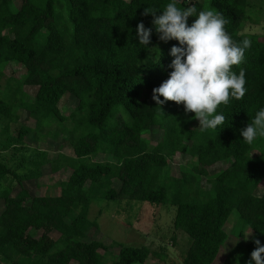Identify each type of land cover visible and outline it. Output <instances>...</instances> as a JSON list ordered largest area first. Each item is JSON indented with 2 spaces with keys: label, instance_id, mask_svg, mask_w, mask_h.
Here are the masks:
<instances>
[{
  "label": "trees",
  "instance_id": "trees-1",
  "mask_svg": "<svg viewBox=\"0 0 264 264\" xmlns=\"http://www.w3.org/2000/svg\"><path fill=\"white\" fill-rule=\"evenodd\" d=\"M170 0H0V80L9 63H19L26 74L7 88H0V150H21L26 136L53 124L62 126L72 156L58 153L49 159L45 150L20 161L13 169L0 159V261L6 264H146L147 246L118 247L111 261L110 246L87 240L97 222L89 219L92 203L139 201L176 208L173 224L190 240L180 264H246L255 245L264 244V191L256 193L264 180V140L246 144L240 130L264 108V41L239 34L246 22L248 0H176L177 6L195 5L213 9L229 23L233 40H252L245 62L234 66L246 70V95L232 99L218 112L226 116L221 130L202 133L193 127L198 120L185 113L183 105L167 101L160 110L151 99L152 90L168 78L171 40L162 42L153 29L160 63L141 65L148 52L136 39V25L152 26L145 9H161ZM195 17L188 18V24ZM151 47V46H150ZM159 52L157 50V56ZM25 86L36 88L34 96ZM144 92L149 96L144 97ZM71 95L76 105L65 116L59 102ZM163 99V97H160ZM26 110L36 126H22L14 136L11 124ZM162 132L150 146L152 129ZM57 136V133L54 134ZM19 146V147H17ZM258 150L253 156L252 151ZM102 153L111 159L93 161ZM189 155L180 175L171 173L169 159ZM216 163L228 167L216 173ZM45 166L52 173L69 168L58 195H31L25 182L41 178ZM22 168V171H19ZM11 184L4 185L8 179ZM118 180L119 188L113 186ZM203 180L208 188L203 186ZM18 190L14 192V189ZM236 211L240 230L249 227L253 236L246 245L237 242L220 256L228 239L225 226ZM31 230H42L40 237ZM57 233L56 239L50 235Z\"/></svg>",
  "mask_w": 264,
  "mask_h": 264
},
{
  "label": "rangeland",
  "instance_id": "rangeland-1",
  "mask_svg": "<svg viewBox=\"0 0 264 264\" xmlns=\"http://www.w3.org/2000/svg\"><path fill=\"white\" fill-rule=\"evenodd\" d=\"M181 1V0H178ZM190 1V0H189ZM208 5L209 0H199ZM259 7L264 8V0H251ZM15 7L18 8L19 0H15ZM253 9L248 10V20L251 24L243 22L239 28V34L246 36H256L264 41V12L257 16L253 13ZM255 18V19H254ZM252 19V21L250 20ZM249 23V24H248ZM157 47V43L152 45ZM153 55L157 56V50L146 53L141 60V65H149L153 63ZM26 72L19 63H9L1 73L0 88L3 90L14 80H22ZM24 91L30 96H34L36 88L25 86ZM144 97L149 96L144 92ZM75 99L67 94L59 102L60 111L67 116L75 107ZM19 119L16 123L11 124V134L14 136L18 133L22 126L34 128L36 126L35 119L23 109L18 111ZM69 126V123L63 125L53 124L50 127L43 128L38 134L36 131L30 132L24 141V147L21 150L10 148L8 150H0V159L13 169L20 161H26L38 150L48 152V158H55L58 153H63L72 156V148L62 126ZM198 128V122L193 126ZM63 128V127H62ZM57 133V136L54 134ZM162 132L157 128L152 129L146 137L150 140V146L156 144L161 138ZM19 147V146H17ZM258 154V150H253L252 155ZM109 156L102 153L96 154L92 158L93 161L103 162L110 160ZM190 160L189 155L177 154L169 159L171 173L174 176L180 175V167L185 166ZM228 167L227 163H216L212 165L209 173H216ZM23 169L20 168L19 171ZM71 170L64 168L58 173H52L49 166H45L42 171V176L38 180L25 182L24 186L29 190L31 195H58L60 193V183L68 179ZM9 178L4 182V185L11 184ZM203 186L208 188V184L203 180ZM119 181L114 179L113 186L119 188ZM18 187L14 189V192ZM264 191V180L259 184L256 193L261 195ZM3 210V200L0 199V213ZM176 208L170 205H153L148 202L139 201H94L90 207L89 219L97 222V228H92L87 240H100L105 245L110 246L109 255L105 258L106 261H111L116 258L118 247L113 246V243H121L127 246H147L151 255L146 264H180L186 254L190 240L189 237L179 229H176L173 224ZM237 213L232 212L225 226V231L228 233V239L220 250V256L228 252L237 242L246 245L252 238L253 233L246 241L247 235L251 232L249 227L243 229V236L237 237V232L241 227L236 225ZM30 235L40 237L42 230H31ZM53 239H56L57 233L50 234ZM0 264H6L0 261ZM71 264H76L72 262Z\"/></svg>",
  "mask_w": 264,
  "mask_h": 264
},
{
  "label": "clouds",
  "instance_id": "clouds-1",
  "mask_svg": "<svg viewBox=\"0 0 264 264\" xmlns=\"http://www.w3.org/2000/svg\"><path fill=\"white\" fill-rule=\"evenodd\" d=\"M144 14L152 16L153 27L138 23L136 39L149 52L158 50L159 55L152 57L154 63H160L161 53L152 46L153 29L160 41L178 42L169 52L173 59L168 65L172 69L168 78L152 90L151 99L156 108L160 110L167 101L182 104L186 114H194L202 133L221 130L226 116L218 112L220 106L229 105L232 99L242 100L246 95V70L240 67L237 73L233 67L245 62V52L252 40H233L226 29L229 21L221 13L213 9L198 10L195 5L180 8L176 0H170L162 10L145 9ZM189 17H195L191 25ZM239 134L248 145L264 140V108L256 112ZM251 233L252 230L243 238L247 241ZM253 243L255 248L246 264H264V244L259 239H253Z\"/></svg>",
  "mask_w": 264,
  "mask_h": 264
},
{
  "label": "crops",
  "instance_id": "crops-1",
  "mask_svg": "<svg viewBox=\"0 0 264 264\" xmlns=\"http://www.w3.org/2000/svg\"><path fill=\"white\" fill-rule=\"evenodd\" d=\"M248 2H249V5H250L249 10L252 9V8H254V9H253V13H254V14H256L257 16L262 15V12H264V8H263V7H259L256 3H254V2L251 1V0H248ZM247 17H248V16H247ZM248 18H249V17H248ZM248 18H247L246 22H247V21L249 22ZM254 19H255V18H254ZM250 20L252 21V19H250ZM249 23L251 24V22H249ZM249 23H248V24H249Z\"/></svg>",
  "mask_w": 264,
  "mask_h": 264
}]
</instances>
